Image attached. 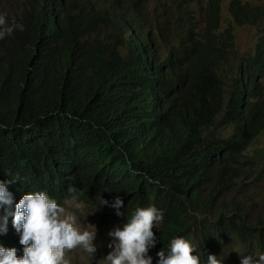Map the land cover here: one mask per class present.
Instances as JSON below:
<instances>
[{"label":"trees","instance_id":"trees-1","mask_svg":"<svg viewBox=\"0 0 264 264\" xmlns=\"http://www.w3.org/2000/svg\"><path fill=\"white\" fill-rule=\"evenodd\" d=\"M148 4L0 0L7 26L23 25L0 39V180L13 182L15 203L36 191L64 206L75 196L115 227L154 205L164 213L155 259L175 237L200 264L231 240L260 253L263 152L248 153L264 131V10L231 7L238 25L260 28L254 54L241 56L235 27L219 31V0L202 33L182 37L168 28L171 6L153 20ZM0 244L22 255L11 218Z\"/></svg>","mask_w":264,"mask_h":264},{"label":"clouds","instance_id":"clouds-1","mask_svg":"<svg viewBox=\"0 0 264 264\" xmlns=\"http://www.w3.org/2000/svg\"><path fill=\"white\" fill-rule=\"evenodd\" d=\"M14 29L23 31V25L8 27L5 16L0 14V39ZM11 183V180H0V237L7 235L11 218L12 228L23 246L22 255L18 257L17 248H6L0 244V264H71L69 253L72 250H80L93 262L96 260L97 230L92 225L85 230L78 226L79 217L84 213L75 196L70 202L71 210L44 191L28 192L15 203L9 191ZM101 205H108V201L102 198ZM109 206L116 210L118 217L124 215L120 211L124 201L118 196ZM163 220V211L154 205L136 208L122 226L118 225L108 232L111 251L97 264H153L149 251L158 243V237L152 229ZM196 251L190 241L175 237L171 239L167 251L163 248L157 252L156 264H200V256L193 255ZM239 255L240 264H264V253ZM207 264H221V261L209 255Z\"/></svg>","mask_w":264,"mask_h":264},{"label":"rangeland","instance_id":"rangeland-1","mask_svg":"<svg viewBox=\"0 0 264 264\" xmlns=\"http://www.w3.org/2000/svg\"><path fill=\"white\" fill-rule=\"evenodd\" d=\"M212 0H149L148 9L150 11L151 18L154 20L157 16V11L160 10V4H166L171 6L173 10V18L170 19L169 29L174 35H180L192 33L201 34L205 27V14L209 2ZM221 6V19L219 25V31L223 32L229 28L230 25L235 27V45L237 52L241 56H251L254 54L255 46L259 37V27L256 25L244 24L238 25L236 18L231 14V7L237 1L241 7L249 6L253 9L264 10V0H219ZM17 12V8L9 6L7 8L8 17H13ZM264 21V20H263ZM172 38V37H171ZM262 86L264 88V75L262 77ZM230 130L227 129L223 132L224 136H227ZM263 152L261 157L262 167H264V131L259 137L252 143L249 148V156L255 155V152ZM257 199L261 201L264 199V179L255 187L254 190ZM72 200L66 202L65 207L71 210ZM82 205L84 215H81L78 220V226L82 229H88L89 225L95 226L97 230V237L95 243L98 245L96 254V260L93 262L86 254L80 250H72L69 253L71 264H97L100 259L106 257L111 249L108 247L110 238L108 232L113 230L115 225L106 221L100 217V212L95 206H91L87 203L80 202ZM96 211V212H95ZM95 212V213H94ZM93 213V214H92ZM91 214V215H90ZM89 215V216H87ZM87 216V217H86ZM264 253V251L260 252ZM247 254L244 249L234 240L226 243L224 253L220 259L221 264H240V255ZM259 253H254L256 256ZM155 258H153V264H156Z\"/></svg>","mask_w":264,"mask_h":264}]
</instances>
